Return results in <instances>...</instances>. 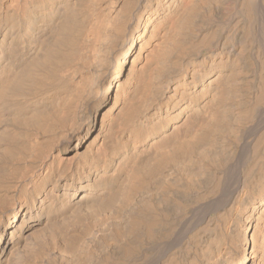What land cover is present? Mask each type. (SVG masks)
<instances>
[{"label":"bare ground","instance_id":"1","mask_svg":"<svg viewBox=\"0 0 264 264\" xmlns=\"http://www.w3.org/2000/svg\"><path fill=\"white\" fill-rule=\"evenodd\" d=\"M0 264H264V0H0Z\"/></svg>","mask_w":264,"mask_h":264}]
</instances>
